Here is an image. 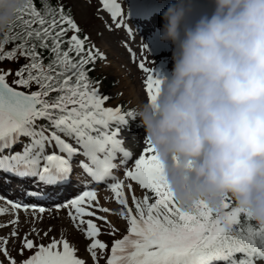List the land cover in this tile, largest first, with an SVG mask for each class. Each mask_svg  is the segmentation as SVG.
I'll return each mask as SVG.
<instances>
[{
	"label": "snow or ice",
	"instance_id": "snow-or-ice-1",
	"mask_svg": "<svg viewBox=\"0 0 264 264\" xmlns=\"http://www.w3.org/2000/svg\"><path fill=\"white\" fill-rule=\"evenodd\" d=\"M102 9L110 14L113 26L123 27V10L119 0H99ZM18 29V30H17ZM72 35L69 37L68 33ZM81 29L63 6L53 7L42 0L37 8L34 0H25L14 22L0 32V62L25 63L13 74L0 68V174L23 181L34 178L45 186H63L70 182L74 158L83 157L77 166L93 183H107L116 202L122 206L120 217L126 220L127 234L113 241L111 248L98 237L101 229L95 221L113 228L106 216L110 209L101 207L96 191L87 189L57 206L67 209L73 226L89 241L87 252L94 264L106 256L105 264H257L264 261V228L254 226L226 197L222 209L213 213L204 202L191 211L183 210L167 187L163 170L146 140L145 147L134 164L133 154L125 150L119 139L134 111L123 112L121 107H105L109 99L99 91V82L88 73L96 61L106 57L88 45V37L79 35ZM12 43L11 50L5 45ZM43 52L48 53L45 63ZM135 61V54L133 53ZM139 69L145 74L143 84L148 99L158 92L159 79L141 59ZM13 76L9 84L7 77ZM35 86V90H32ZM26 89L27 91L20 90ZM44 121L46 123H40ZM27 142H23L24 140ZM20 150L15 151L17 146ZM119 158V159H118ZM123 168L124 179L135 182L145 195L132 196L130 207L124 189L132 191V183L124 184L113 173ZM2 178V177H0ZM9 208L0 207V215L14 218L11 237L19 235L20 210L27 205L4 199ZM43 214L45 209L33 208ZM42 216H33V222ZM51 229L44 231L47 237ZM40 232L33 226L22 237L20 252L33 250L22 264H85L77 258L76 249L64 239L51 238L50 243L36 244L29 235ZM9 240L0 238V253L9 264H17L7 250ZM99 253V255H98ZM2 264V262H0Z\"/></svg>",
	"mask_w": 264,
	"mask_h": 264
},
{
	"label": "clouds",
	"instance_id": "clouds-1",
	"mask_svg": "<svg viewBox=\"0 0 264 264\" xmlns=\"http://www.w3.org/2000/svg\"><path fill=\"white\" fill-rule=\"evenodd\" d=\"M25 0H0V32ZM193 0L163 13L161 39L174 46L170 77L135 109L165 183L191 211L213 213L226 197L264 228V0Z\"/></svg>",
	"mask_w": 264,
	"mask_h": 264
},
{
	"label": "rangeland",
	"instance_id": "rangeland-1",
	"mask_svg": "<svg viewBox=\"0 0 264 264\" xmlns=\"http://www.w3.org/2000/svg\"><path fill=\"white\" fill-rule=\"evenodd\" d=\"M59 1L67 2L71 5L78 27L87 35L91 45H94L106 57L104 60L98 59L96 65V74L99 77V91L109 97L105 102V107L115 109L119 106L123 112H128L134 111L138 105L146 101L147 94L143 84L145 74L139 69L141 59L146 61V66L152 69L154 78L160 80L170 77L174 67L173 53L175 46L170 41L166 42L161 39L160 22L147 23L148 21L150 22L151 16L145 12L144 7L133 4L130 0H119L124 15L122 19L123 27L117 29L113 26L110 14L102 9L99 0ZM148 2L149 6H155L156 10L153 13L157 15L161 13L160 5L168 3L164 1L156 2V0H148ZM193 3L195 4L197 16L205 13L211 15L214 11L212 0H193ZM134 9L137 10L133 14ZM133 53L135 54V61L132 58ZM128 119L129 124L122 126L123 130L118 138L124 142L125 150L133 154V159L129 162V166H131L134 164V160L139 158L143 149L147 147L145 143L147 139L144 129L137 127V119L134 121L131 118ZM14 150H20V146L18 145ZM81 174V179L77 177L78 181L85 183L83 181L85 175L84 173ZM113 174L118 179L123 180L125 185L132 183V191L125 187L124 193L128 199L129 206L133 207L132 196L135 195L138 199H141L145 195V190H142L135 182L124 179L123 168L115 170ZM101 184L91 187L89 185L87 189L96 191L99 205L110 209L109 213L100 212L98 215L107 217L111 226L117 230L115 235L110 234L111 228L102 221H95L98 226L103 227L98 238L107 244L110 249L114 240L121 239L127 234L128 225L126 220L120 217L119 213L122 210V206L116 202L114 194L107 188V183ZM84 190H86V186L80 188L79 192L70 195L62 204H59L63 205ZM4 199L7 198H2L0 194V207L9 208V212H11L10 207L3 203ZM34 215L42 216V219H36L33 222ZM18 216L19 223L16 228L19 235L17 237L10 236L11 226L0 228V238H8L7 250L17 264H22L23 260L33 254V250H24L23 254L20 252L22 237L30 233L33 226L40 232V236L38 237L35 233H32L29 235V239H32L36 244L47 245L52 237L60 239L61 232H63L64 239L76 249L77 258L83 259L85 264H94L90 253L87 252L89 241L73 226L67 215V209L61 208L57 210V206H53L50 211H45L43 214L19 211ZM13 218L10 214L0 215V224L7 225ZM48 229H51V232H49L47 237H44L43 233ZM107 254L105 253L104 257L99 260V264H105ZM0 262L2 264L9 263L2 253H0Z\"/></svg>",
	"mask_w": 264,
	"mask_h": 264
},
{
	"label": "bare ground",
	"instance_id": "bare-ground-1",
	"mask_svg": "<svg viewBox=\"0 0 264 264\" xmlns=\"http://www.w3.org/2000/svg\"><path fill=\"white\" fill-rule=\"evenodd\" d=\"M82 159L83 158L81 157L74 158L73 173L70 177L71 185L66 188H52V186H45L42 184L32 185L31 183L24 182L26 180L21 181L17 178L0 174V177H2L0 178V194L2 195V198H7L16 203L27 205L29 207L28 212H33V208L38 209L40 207H43L46 212L50 211L53 206H59L63 201H65V199L70 197V195L79 192L80 188L86 185L87 187H89V185L90 187L95 185V183H93L85 174V179L83 180L85 183L78 181V178L82 176L81 173H83V171L77 166V162ZM4 179H16L22 183L18 185L11 183L5 184L3 182Z\"/></svg>",
	"mask_w": 264,
	"mask_h": 264
},
{
	"label": "trees",
	"instance_id": "trees-1",
	"mask_svg": "<svg viewBox=\"0 0 264 264\" xmlns=\"http://www.w3.org/2000/svg\"><path fill=\"white\" fill-rule=\"evenodd\" d=\"M48 2L50 3L51 6L53 7H60V6H63V8L65 9L66 12H70V15L71 17L74 19V22L76 23L75 21V15H74V10L73 8L71 7V5H69L67 2H60L59 0H48ZM130 2H132L133 4H136L140 7H144L145 9V12H147L149 14V16H151L150 18V22L148 21L147 23H151L154 21L155 22H160L159 24L160 25V29H162V26H163V19H162V16H163V13L166 11V9L169 7L170 4H175L176 2H168L164 5H160V10H161V13L160 14H155L153 13V11L156 10L155 6L151 5L149 6V2L148 0H130ZM34 3L36 4L37 8H41L42 7V0H34ZM137 6V7H138ZM159 12V11H158ZM153 13V15H152ZM149 26V25H148ZM18 30V29H17ZM72 35L71 32L68 33V36L70 37ZM82 38L84 36H87L83 30H81L80 34H79ZM88 45H91L90 41L88 40L87 42ZM13 47V44L12 43H9L7 45H5V51H8V50H11V48ZM43 55L45 57V63L48 62V53L47 52H43ZM25 63V60L23 58H20L19 61H4V62H0V66H5V67H0L2 68L3 70L7 71L9 69L12 70L13 74L14 72L20 67L22 66L23 64ZM98 63V60L96 61L95 65L92 66V65H89V67H93V70L90 71L88 73L89 77L93 80V81H98L99 82V77L98 75L96 74V65ZM9 67V68H8ZM8 68V69H7ZM13 76H9L7 77V80L8 82L11 84L12 83V80H13ZM20 90H24V91H27L26 89H20ZM32 90H35V86H33ZM40 123H46L44 121H41ZM23 142H27V140L25 139ZM231 203L234 205L233 201L231 200ZM235 206V205H234ZM134 207V206H133ZM251 223L254 225V226H257L253 221H251ZM258 227V226H257ZM102 227H100L101 229ZM9 264V263H8ZM257 264H264V261H257Z\"/></svg>",
	"mask_w": 264,
	"mask_h": 264
},
{
	"label": "water",
	"instance_id": "water-1",
	"mask_svg": "<svg viewBox=\"0 0 264 264\" xmlns=\"http://www.w3.org/2000/svg\"><path fill=\"white\" fill-rule=\"evenodd\" d=\"M157 1H164V2H176V0H156Z\"/></svg>",
	"mask_w": 264,
	"mask_h": 264
}]
</instances>
